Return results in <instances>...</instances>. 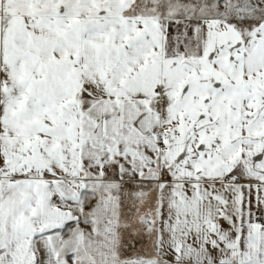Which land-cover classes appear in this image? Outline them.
Returning a JSON list of instances; mask_svg holds the SVG:
<instances>
[{
    "label": "snow or ice",
    "instance_id": "snow-or-ice-1",
    "mask_svg": "<svg viewBox=\"0 0 264 264\" xmlns=\"http://www.w3.org/2000/svg\"><path fill=\"white\" fill-rule=\"evenodd\" d=\"M0 264H264V0H0Z\"/></svg>",
    "mask_w": 264,
    "mask_h": 264
}]
</instances>
